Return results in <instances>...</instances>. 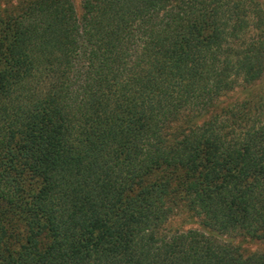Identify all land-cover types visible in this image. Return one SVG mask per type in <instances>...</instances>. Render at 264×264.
<instances>
[{
	"label": "trees",
	"instance_id": "trees-1",
	"mask_svg": "<svg viewBox=\"0 0 264 264\" xmlns=\"http://www.w3.org/2000/svg\"><path fill=\"white\" fill-rule=\"evenodd\" d=\"M262 79L256 0H0V264H264Z\"/></svg>",
	"mask_w": 264,
	"mask_h": 264
},
{
	"label": "rangeland",
	"instance_id": "rangeland-1",
	"mask_svg": "<svg viewBox=\"0 0 264 264\" xmlns=\"http://www.w3.org/2000/svg\"><path fill=\"white\" fill-rule=\"evenodd\" d=\"M260 6L264 9V0H256ZM75 4L79 7L81 4V0H74ZM264 95V79L249 86L238 87L235 91L229 93L225 96L222 101L219 103V106L214 108L209 112V115L218 113L219 109H225L233 104H239L236 108H241V102L245 101L250 102V106L255 107L258 103L259 99ZM253 108V107H252ZM254 109V108H253ZM239 111V110H237ZM243 112V110H242ZM209 116L203 117L199 122L204 119H208ZM175 215H173L170 220L164 225L163 230H161L162 234L176 232V231H186L189 229H200L202 230V226L200 225L199 219L189 213L186 210H182L178 208L175 211ZM191 214V215H190ZM206 231L210 232L206 229ZM218 234V233H217ZM221 241H228L232 245L239 247L246 255L249 253H264V238L253 239L249 237H242L236 234L232 235H221Z\"/></svg>",
	"mask_w": 264,
	"mask_h": 264
}]
</instances>
